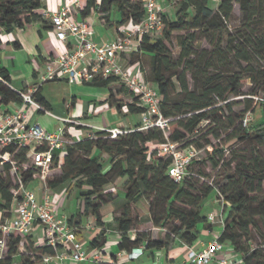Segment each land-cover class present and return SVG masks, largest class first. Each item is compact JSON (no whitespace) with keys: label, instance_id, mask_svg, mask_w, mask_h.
<instances>
[{"label":"trees","instance_id":"obj_1","mask_svg":"<svg viewBox=\"0 0 264 264\" xmlns=\"http://www.w3.org/2000/svg\"><path fill=\"white\" fill-rule=\"evenodd\" d=\"M93 3L94 0H88L83 14L89 11ZM235 5L240 7L242 21L237 37L229 39L231 40L229 51L237 61L248 64L246 68L248 74L245 76L238 73L229 74L222 84L223 76L210 73L217 65L216 60L210 58V51L204 49L197 52L195 49L197 31L208 34L210 31L219 33L228 31L224 23L232 18ZM42 7V0H0V47L2 34L26 29L28 25L41 20L42 16L37 14V11ZM112 7L117 8L122 14L120 24L132 21L138 25L145 17V9L140 0H102L100 9L104 13L103 20L109 19ZM163 19L161 37L153 40L150 36H143L135 61L140 63L142 69L146 71V79L153 83L161 94V111L166 118L171 119L169 140L183 146L193 145L200 150L202 146L190 138L197 132L202 122L212 121L215 114L221 111L220 107H216L217 100L242 95V86L248 80L260 84L264 93V0H220L216 12L209 6V0H182L176 12V21L168 20L164 14ZM177 32L186 33L178 39L180 48L178 58L174 56L170 46L174 33ZM145 58L148 60V67ZM188 74L193 81L192 88L188 82ZM174 78L181 90L179 98L173 96L176 87ZM10 82L9 72L0 65V104L23 103L20 93L11 88ZM117 83L120 81L116 78L104 79L97 76L89 84L110 88ZM117 93L129 94L132 97L133 103L126 105L130 114L139 115L144 112L139 98L123 84ZM33 98L47 109L48 104L40 90L33 94ZM261 98L264 100V96ZM109 101L119 111L124 105L113 91ZM227 106L231 108V103ZM252 111L256 117L247 127H243L241 122L225 140L223 148L213 146L212 157L218 154L223 156L225 146L231 147L237 142L251 138L264 148V101H257ZM231 119L229 116L230 127H233L236 122ZM166 141L164 133L157 129L146 132L135 129L114 139L107 131L98 132L93 138L66 147L62 173L59 177L50 179L48 187L57 189L66 185L76 186L82 200V214L94 215L98 224H101L99 211L104 203L112 198L108 195L106 199L101 195L102 191L116 180L127 178L125 185L127 206L123 216L117 220L121 235V241L118 243L120 251L129 253L132 249L144 245L145 253L151 252L154 255L157 251L168 253L175 241L192 246L200 237L198 230L200 223L205 224L206 230L210 231L212 228L207 227L208 216L202 214V205L215 189L194 188L192 192L187 189L186 180L180 184L172 180L167 174L171 160L158 155L159 149ZM209 143L207 142L208 145ZM8 151L18 165L28 161L26 149L11 147ZM103 154L110 156L108 171L104 170L101 163ZM248 162L241 164L243 169L240 170L238 181L230 176L228 184L220 188V197L225 201L223 212L226 205H230V208L226 210L219 241L230 244L234 252L243 257L246 264H264V252L255 248L256 237L264 244V157L253 154ZM57 164L56 159L54 167H57ZM215 166H218V162ZM11 168L10 163L2 165L0 161V212L4 216L11 215L15 199L13 191L19 187L18 184H13ZM33 174L34 171L31 169L23 173L25 186L36 180ZM152 195L165 202L164 211L158 215L153 209ZM142 197L149 201L154 227L163 231L170 225V232H167L165 238H153L151 232L137 230L140 222L138 223L131 215L129 206ZM176 203L181 206L176 207ZM73 221L70 219L68 223L77 232ZM79 223L80 220L77 221V224ZM132 232H135L133 239L130 237ZM105 243L102 235H98L90 241L88 248L102 251ZM21 245L26 249L34 247L41 253L42 258L55 254V249L47 244L35 246L31 235L25 237L13 235L7 238V255L0 257V264H15L16 258L23 259ZM22 264L33 262L23 259ZM95 264L119 263L117 255L112 254L110 262L102 260L101 263Z\"/></svg>","mask_w":264,"mask_h":264},{"label":"built area","instance_id":"obj_2","mask_svg":"<svg viewBox=\"0 0 264 264\" xmlns=\"http://www.w3.org/2000/svg\"><path fill=\"white\" fill-rule=\"evenodd\" d=\"M145 9L144 19L137 25L134 32H126L118 39L100 44L93 40L95 31L87 21L77 20L72 15L74 3H67L56 12L44 11L43 18L49 20L59 40L73 41V48L62 58L49 60L46 65V74L41 77L43 82L55 81L60 76L65 77L70 84L90 83L97 76L104 79L113 77L122 83L131 93L139 98L144 108L139 131L151 129L161 130L166 138V143L158 151V155L168 158L171 163L167 174L176 183L184 182L190 175L189 167L198 159L200 150L195 146H183L180 143L169 140L171 119L166 118L160 108L161 94L157 87L146 79V71L141 65L136 73H130L120 63V56L124 52H137L142 37H153L161 34L164 27L163 11L160 0H140ZM135 40L134 42H132ZM90 59L94 64L92 68H83L82 65ZM24 104H30L40 111L51 114L33 98V94L18 91ZM257 101H264L257 98ZM67 123L79 125L80 123L64 120ZM249 120L244 121L247 127ZM66 126H61L57 132L46 131L39 123L27 122V115L20 108L13 112H0V161L1 164L10 163L12 168L10 175L18 184L14 190V203L12 213L14 217L0 219V254L7 250V238L13 235L23 237L31 234L36 223H39L44 232V243L55 249V254L43 257L44 264H50L51 260L60 263L72 261L75 263L90 262L101 263L103 258L97 249L90 251L86 245L78 239L77 232L72 228L68 220L62 217L56 206L51 203V197L45 196L39 202L35 191L27 189L23 183V173L29 169L34 171L33 176L46 180L53 170L55 160L66 150L68 141L66 138ZM111 138L130 133L120 129L107 131ZM11 147L27 150V162L18 165L12 159L8 151ZM222 200L223 197H221ZM222 225H224V212L222 209ZM216 221V216L208 215V222ZM224 245L219 237L212 239L202 248L195 249L188 246L186 259L182 263L169 260L161 261L155 258L153 264H246L243 257L238 255L227 258L224 256ZM233 249V248H232ZM234 252V250H232ZM157 251L155 253H160ZM145 254V246L132 249L128 255L126 264H140L139 261ZM234 254V255H235Z\"/></svg>","mask_w":264,"mask_h":264},{"label":"crops","instance_id":"obj_3","mask_svg":"<svg viewBox=\"0 0 264 264\" xmlns=\"http://www.w3.org/2000/svg\"><path fill=\"white\" fill-rule=\"evenodd\" d=\"M42 1L43 7L37 11V14L42 16L41 20L28 25L26 29L16 30L9 34H2L0 65L9 72L11 76L10 86L13 90L31 94H35L40 90L41 95L48 104L47 110L51 114H46L32 105L24 103L0 104V112H13L17 108H20L26 113L27 122L39 123L46 131L52 133L57 132L61 126H66L68 145L84 139L93 138L98 132L102 131L116 128L123 131H134L138 129L141 125L142 114L137 115L129 113L126 105L132 104L133 99L129 94L117 93L118 90H120L116 88L119 83L114 84L110 88L96 87L89 83L70 84L65 77L60 76L54 82L60 83L57 89L62 91L61 97H63V99L61 101L51 99L46 94L44 85L45 83H50V81L43 82L41 77L46 74V65L48 61L64 57L73 48L74 44L71 40L66 42L59 40L50 21L43 18V13L44 11L56 12L65 4L74 3L76 0ZM164 2L165 0H160L162 11ZM101 3L102 0H94L93 6H91L86 14H83V12L87 8L88 0H77L72 6V15L75 19L87 21L92 25L95 31L94 41L105 44L118 39L126 32H134L137 25L132 21L120 24L122 14L115 7L111 8L109 19L103 20L104 13L100 9ZM134 41L135 40L132 42ZM135 55L136 52L128 51L120 56V63L130 73H136L140 67V63L135 61ZM93 65L92 61L88 59L82 67L92 68ZM111 91L117 94L118 100L124 104L120 111L110 104ZM64 120L75 121L80 124L75 125L67 123ZM69 130L73 133L75 130L81 131L79 133L76 131V133H74L75 137H72ZM79 134L84 136L81 139L78 138L75 140L76 136ZM65 153L66 150L58 159L57 167H54L56 169L53 170H58L61 159L64 158ZM101 163L103 166L104 164H110V156L108 154H103ZM61 173L62 171L55 172V177H59ZM42 181L44 185L38 191L33 190L37 195L38 201L42 202L45 196L49 195L51 197V203L56 206L59 214L67 220H74L73 226L77 229V237L87 248L90 241L98 235H102L106 243L100 252L105 262L111 261L112 254L117 255L119 264H126L129 261L128 253L126 251L121 252L118 248L121 235L118 230L117 221L123 216L127 206V201L125 200V185L128 181L127 178L116 180L114 183L107 185L102 191L101 195L106 199H108V195H111L112 198L108 199L99 211L101 224H98L97 218L94 215L90 213L82 214V200L76 186H62L57 189H51L46 186V180ZM28 186H26L27 189H29ZM120 190L123 191V199L119 196ZM143 200L146 201L145 211H142L139 205ZM129 210L132 216L135 213L138 214L137 220L140 224L137 230L141 232H151L152 237L157 238L154 235L160 231L158 228L154 227L151 221L149 201L142 197L138 202L131 204ZM80 214H82V216H80ZM14 215L15 212L12 213V210L10 216H4V214L0 212V219L12 218ZM79 220L80 223L77 224ZM209 232L211 235V230ZM30 235L36 246L44 245V232L39 223L34 225ZM134 236L135 232L130 233L132 239ZM165 236V234H162L161 237L165 238ZM212 239H214V237H212ZM212 239L203 241L199 237L198 241L191 247L200 249ZM188 246L175 241L171 245V250L168 253L166 251H161L153 255L151 252H146L139 263L153 264L155 258H159L161 261L166 259L175 263H182L186 259ZM88 249L92 251V249ZM1 256L0 254V257ZM40 264H44L43 261ZM50 264L92 263H75L72 261L60 263L57 260H51Z\"/></svg>","mask_w":264,"mask_h":264},{"label":"rangeland","instance_id":"obj_4","mask_svg":"<svg viewBox=\"0 0 264 264\" xmlns=\"http://www.w3.org/2000/svg\"><path fill=\"white\" fill-rule=\"evenodd\" d=\"M182 0H171L170 2L165 0L163 3V14L167 16L168 20L176 21V12L179 9L180 2ZM220 0H209V6L216 12L219 8ZM242 15L240 11L239 5L234 6V11L232 18L225 22L224 25L228 27V31L225 32H213L210 31V34L197 31L198 40L195 44V49L197 52H201L204 49L210 51V58L216 60L217 65L215 69L211 71V74H218L223 76L221 83L225 81V78L232 73H238L240 75L245 76L247 73L246 68H248V64L243 61H237L234 58V55L229 51L230 45V38L237 37V32L241 26ZM185 32H177L174 33V37L172 39V43L170 44L174 56L178 58L180 53V48L178 46V39L180 37L185 36ZM161 37V34H155L152 39L157 40ZM146 65L148 67V60L145 58ZM188 82L190 87L193 86V81L191 79V75H187ZM176 85L173 96L174 98H179L180 94V87L176 78L173 79ZM57 82L50 81V83H45L44 87L46 88L45 92L51 99H57L61 101L63 97H61L62 91L58 90ZM116 88L121 89L122 84L119 83ZM242 95L240 96H229L228 99H220L217 100L216 107H220L221 111L216 113L214 119L212 121H204L198 127L197 132L192 135L190 140H195L199 145H201L200 154L196 162L191 166L190 175L187 177V189L192 191L194 188H207L213 187L215 192L204 201L202 205V214L208 216L210 213H213L216 216V221L211 223H207V227L211 228V235L208 230L205 229V224L200 223L198 225V230L200 231V238L203 241H208L212 239V237L217 238L222 232L223 225H222V209L224 208L225 201L222 200L220 197V188L228 184L229 179L228 177H233L234 180L238 181L240 179V170H242V163H249L248 160L253 156V154L260 155L264 157V148L258 144V142L251 138L250 140L237 142L233 146H225L223 156L215 155L212 157L211 152H213V146L223 148L225 144V140L229 137L230 133L237 127L241 122L249 120L248 122L252 121L256 114L253 113L252 109L256 107V102L258 97H263L264 93L261 91V85L253 83L251 80H248L242 86ZM250 100L251 102H248ZM228 103H231V108L227 106ZM250 107V109H248ZM229 116L234 120L236 123L233 127H230V120H228ZM242 118V119H240ZM72 137H75L76 131L78 133L81 130H75L73 133L69 130ZM146 132V131H143ZM210 133V135H208ZM170 134V133H169ZM219 134V136H216ZM84 135L79 134L76 136V139H81ZM112 140V139H111ZM207 142H210L209 145ZM218 162V166H215V163ZM64 163V158L61 159V164L58 170H52L47 179H46V186L50 179L55 177V172L61 171V166ZM110 164H104V170H108L110 168ZM109 167V168H108ZM108 168V169H107ZM56 169V168H53ZM13 184L16 185L17 182L13 180ZM44 182L40 178H36L32 183L29 184L28 188L38 191ZM68 187V185H66ZM264 188V184H263ZM120 198L123 199L124 194L123 191L120 190L119 192ZM153 201V209L155 214L158 215L162 213L165 209V202L161 200V198L152 195ZM140 208L143 211L146 207V201L143 200L140 202ZM176 207H180V204H175ZM230 205H226L224 210V218L227 214V209L229 210ZM145 211V210H144ZM226 211V212H225ZM133 216L137 219L138 214L135 213ZM178 224V223H174ZM160 231V230H159ZM166 232V233H165ZM170 232V225H167L166 230L160 231L159 233L155 232L156 237H161L162 234L167 235ZM173 238V237H172ZM43 240V239H42ZM256 244L255 248H258L264 252V244L261 242L259 237H256ZM36 246V245H35ZM116 250V249H115ZM232 246L230 244L224 245L223 254L227 258L235 257L238 259V255L232 251ZM8 249L2 254L3 257H6ZM20 252L24 255L23 259L33 262V264H40L43 261L41 257V253L35 249L34 247L30 249H26L24 245L20 246ZM235 254V255H234ZM23 259L16 258L15 264H22Z\"/></svg>","mask_w":264,"mask_h":264}]
</instances>
